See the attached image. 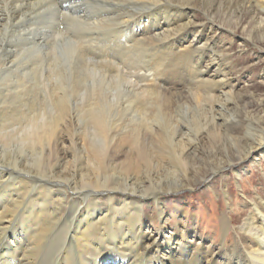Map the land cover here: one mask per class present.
Returning a JSON list of instances; mask_svg holds the SVG:
<instances>
[{
	"label": "bare ground",
	"instance_id": "1",
	"mask_svg": "<svg viewBox=\"0 0 264 264\" xmlns=\"http://www.w3.org/2000/svg\"><path fill=\"white\" fill-rule=\"evenodd\" d=\"M62 1L0 0V49L10 32L30 50L43 46L0 65V77L20 67L15 95L3 99L10 115L1 114L0 264H264V196L242 193L250 203L236 224L242 200L229 182L239 186L234 169L252 172L255 159L264 166V96L237 95L236 64L210 36L216 18L249 22L250 38L262 36L264 0H70L59 28L53 3ZM103 8L111 17L93 18ZM112 26L102 39L87 35ZM112 50L116 61L104 56ZM125 50L153 55L132 71L131 57L117 63ZM193 64L200 75L179 90ZM135 125L156 142L139 143ZM200 185L228 210L211 216V239L198 216L167 210Z\"/></svg>",
	"mask_w": 264,
	"mask_h": 264
},
{
	"label": "rangeland",
	"instance_id": "2",
	"mask_svg": "<svg viewBox=\"0 0 264 264\" xmlns=\"http://www.w3.org/2000/svg\"><path fill=\"white\" fill-rule=\"evenodd\" d=\"M63 1H65V2L63 3ZM63 1L59 3L62 6H60L56 3H53L55 5V10L56 11L58 10L57 11V13H58L57 18H59V19H58L57 27H59V28H64V26H65L64 24H62L64 22V19H63L64 16L61 13L62 12L66 13L69 6H71L70 0L68 2H67V0H63ZM79 1L74 3V5L77 4ZM199 1L202 2V0H199ZM69 3H70V5L67 8L66 5H68ZM63 5H65V7ZM108 10L110 11V9H104L103 8V10H99V9L95 10L94 9L90 12L93 14V18L99 19L100 16L103 14L101 16V18L106 19V18L111 17V16H108L106 14L109 12ZM94 14H95V16H94ZM199 18H204V14L202 11L196 12V14H195V20H197ZM132 20H133L132 25L136 24L139 21L138 19H132ZM237 23H238L237 18L232 19V20H228L227 22H224L223 20L216 18L213 20V24H214L213 28H215L217 30L215 33H211L210 36L211 35L214 36L213 38H215V40L221 42L219 47L223 46L224 48H226L227 54L230 57L229 60L233 61L236 64L235 73H234L233 77H236L235 82H240V83H237L234 85V89L235 90L238 89L237 95L241 96L247 91H249V92L256 91L257 95L259 97H262V96H264V55H263L264 53H259V51L257 50V43L260 41L264 42V32H263L262 36H260L259 34H256L254 39H251L250 34L247 31V27L250 26V23L245 22L240 26H238ZM115 26H112L113 28L110 27L109 29L104 30V31L103 30L100 31V29H95L94 30L95 33L92 30V31L87 32V35L92 36L91 38H94V39H102L103 36L106 35V33H108V32L112 33L116 28ZM215 29H213V31ZM97 30H98V32H97ZM130 31H131V28L127 27V29L125 28L123 30V32H121V33L122 34H128V33H130ZM10 35H13V34H11V32H10ZM10 35L8 33L6 35H4V36H6V39L1 44L0 65H6V67H9L10 66L9 61L12 60V57H10V56L12 54H15L16 52L24 51L25 55L29 56V55H32L36 52H41V50L43 49V46H40L39 48H36L35 50H30V48H29L30 46L26 42H22L23 37L16 38L13 35L14 38L10 39ZM93 35H95V36H93ZM112 42H114V43H112ZM111 43H112V45L114 44L113 47L118 46L116 41H111ZM95 45L98 47L101 46V44H95ZM112 51H114L115 53H113ZM112 51L110 53H105L104 56H107V57L111 56L109 58L114 59L115 54H117V50H112ZM6 55L10 58L8 59ZM138 55H139V57H138ZM148 55H149V53H148ZM152 55H153V53H151V52H150V55L147 56V54L144 55L142 52L139 53V51L127 50V53H126V50H125L124 57H123L122 61L117 62V63L118 64L122 63L124 65V67L126 68V67H128V66H126L128 63L127 61H129V60H127V58L131 57L130 59L133 62V64H131V62L129 61L128 65L129 66L131 65V66L128 68L131 69L132 71H139L140 70L139 72H142V69H143V67H145L146 63H150V58ZM205 55H207V54L205 53ZM144 56H145V58H144ZM197 56H200V54H198ZM146 58H147V60H146ZM206 58L208 59L207 56H206ZM124 59H126V61ZM134 59H135V61H134ZM114 61H116V59H114ZM138 61L141 62L142 64L139 63ZM195 65L194 64L192 65L193 75H190V76L184 75L177 80L176 84L178 85L179 90L186 88L188 86L189 81L191 79H193L194 77L198 76V74L200 73L197 69L199 64H195ZM195 67H196V71H195ZM137 68H139V69H137ZM182 68L183 67L181 66L180 70H183ZM251 70H253V71H251ZM19 71H20V67L17 65L16 68H14V69L12 67L10 69H8V72L4 73L0 77V124H1V120H2L1 114L4 111H6L7 116L10 115V112L12 109L11 105H10L11 103H10V101L3 103V99H9L10 100L15 95L16 88H17V85L19 82ZM163 75H164V73H163ZM194 75H196V76H194ZM187 77H188V79H187ZM31 79H32V77H28L27 79L24 80V84L28 88L31 87V85H30ZM132 100L134 102H136L135 99H132ZM2 103L5 104V106H8L10 108L2 107ZM204 111L207 113L209 111V109L204 110ZM193 112H195L197 114V112L192 110L191 108L188 109L189 114H192ZM197 117H198V114H197ZM70 118L72 119V115ZM8 119L14 120L15 117L13 116V118H8ZM71 119L69 122H71ZM76 121H77V119L75 120V122ZM84 127H85V122L80 120L76 124V126L72 129V131L75 133L76 138H78V135L83 131ZM191 129H193V128H191ZM132 131H134V133L136 134L137 140L139 143H141V142L155 143L156 142V136L155 135L146 134L138 125H135L133 127ZM129 132H131V131H128L126 133H129ZM109 135H110L111 139H116L115 137L118 136L117 129H115V128L112 129L109 132ZM261 157L264 158V156H261ZM255 163H256L255 168H253L252 172L248 171V173H247V172L243 171V169H241V168L234 169L235 172L240 171V174H241L240 180L238 177H236L238 179L239 186H237V184L233 181V179L232 180L229 179L230 184H232V190H234V191L236 190L235 191L236 194H233L231 196V198H234L235 200L240 198L242 200L239 204H237L235 206V210L231 211V214H230L231 219H233L236 224H239L242 220V218L239 217V215H238V210L240 211V210L246 209L247 207L245 206V204L250 203V198L242 197L241 194L242 193H245V194L248 193L250 195L249 197H254L257 194L259 196H264V173L261 172V168L263 167V169H264V166L260 167L261 162H259V160L257 161L256 159H255ZM242 166H246L248 168L250 166L249 161L245 162ZM217 184L218 185L220 184L219 185V189H220V186L222 185L221 181L218 180ZM192 190H188L187 193L184 194L185 196L183 198H180L181 195L174 196V197H179L178 201L172 202L171 204L170 203L167 204V210L169 212L173 213L174 206H178L179 210L189 212L190 216L193 217L194 219L198 216V220L196 221L197 222L196 226H198V229L200 230L202 236H204L205 238L211 239L214 237L215 234L211 228H206V227H208V222L211 220V216L212 215H219V216L225 215L228 213V210H226L224 208L217 210V208L215 207L217 197L214 195L211 199V202L208 203L207 199H208L210 193L206 192V189L202 185H200L197 188L192 189ZM201 201H204L205 204H203ZM199 202H201L202 205L199 204ZM173 220L174 219H169L165 225L170 228L173 224L172 223ZM206 222H207V224H206ZM203 233L205 235H203ZM221 237H222L221 239L223 241L224 235H222ZM221 239H220V242H221Z\"/></svg>",
	"mask_w": 264,
	"mask_h": 264
}]
</instances>
